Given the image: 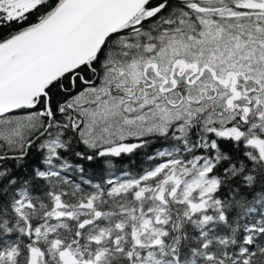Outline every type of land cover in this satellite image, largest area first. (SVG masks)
<instances>
[{"label":"snow or ice","instance_id":"1","mask_svg":"<svg viewBox=\"0 0 264 264\" xmlns=\"http://www.w3.org/2000/svg\"><path fill=\"white\" fill-rule=\"evenodd\" d=\"M0 264H264V0H0Z\"/></svg>","mask_w":264,"mask_h":264}]
</instances>
